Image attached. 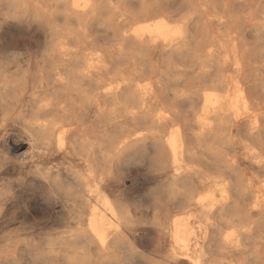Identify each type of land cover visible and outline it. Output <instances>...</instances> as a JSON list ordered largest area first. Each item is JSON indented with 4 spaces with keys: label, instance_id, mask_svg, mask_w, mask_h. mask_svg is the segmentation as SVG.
<instances>
[{
    "label": "bare ground",
    "instance_id": "bare-ground-1",
    "mask_svg": "<svg viewBox=\"0 0 264 264\" xmlns=\"http://www.w3.org/2000/svg\"><path fill=\"white\" fill-rule=\"evenodd\" d=\"M35 199L72 264H264V0H0V235Z\"/></svg>",
    "mask_w": 264,
    "mask_h": 264
},
{
    "label": "rangeland",
    "instance_id": "rangeland-1",
    "mask_svg": "<svg viewBox=\"0 0 264 264\" xmlns=\"http://www.w3.org/2000/svg\"><path fill=\"white\" fill-rule=\"evenodd\" d=\"M173 11L174 12L172 14L177 15L179 10L174 8ZM4 41L6 44H8L7 48H10V39L6 38L4 39ZM32 42L34 43L33 40ZM33 48H35V45L33 46ZM140 181L141 180L139 179V172H137V170H132V172L124 178L122 182L124 183V185L122 184L121 188L124 191L127 190V192L125 193L126 196L131 197L133 195L132 206L134 207L135 205L134 208L137 214V219L141 221L143 219H146V217L149 218L152 214L153 208L150 201V193L148 192L153 191L156 186ZM27 188L30 189L29 186ZM134 195L137 197H135ZM33 205V207H36L33 208L35 209L34 213L36 217L34 216V214H32L33 216H29L28 220L25 221L26 224H20L17 222L10 229H8L9 231L7 230L0 235L1 237L3 236V239L0 241V256L3 255L0 259V264H72L73 261H69L68 256H70V254L74 252V246L71 247L70 245H64L63 243H57V241H55L66 239V237L68 236V229L63 226L64 224L53 225L51 216L45 212L44 204L41 200L35 199ZM148 241H151V243H149ZM152 243H154V240L151 236L144 237L143 239L140 238L136 248H134L135 256L132 257H129L125 252H123V250H121L120 252L122 253L121 256L123 258V262H125L123 264H150L149 250H152ZM141 244L145 248H143ZM148 246L150 247V249ZM147 248L148 250H146ZM7 254H11V256L6 257ZM147 254L148 256L145 257ZM145 259L146 262H144Z\"/></svg>",
    "mask_w": 264,
    "mask_h": 264
}]
</instances>
